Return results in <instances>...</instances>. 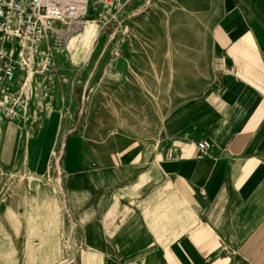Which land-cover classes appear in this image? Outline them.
Segmentation results:
<instances>
[{
    "label": "crops",
    "instance_id": "obj_1",
    "mask_svg": "<svg viewBox=\"0 0 264 264\" xmlns=\"http://www.w3.org/2000/svg\"><path fill=\"white\" fill-rule=\"evenodd\" d=\"M218 22L212 52L222 74L165 114L151 155L132 147L92 166L83 136L67 140L80 264H264V0H223ZM1 123V166L45 171L56 123L49 140L50 121L30 136L26 123Z\"/></svg>",
    "mask_w": 264,
    "mask_h": 264
},
{
    "label": "rangeland",
    "instance_id": "obj_2",
    "mask_svg": "<svg viewBox=\"0 0 264 264\" xmlns=\"http://www.w3.org/2000/svg\"><path fill=\"white\" fill-rule=\"evenodd\" d=\"M222 11L223 0H129L116 21L90 14L52 22L44 46L54 78L38 84L37 116L25 123L30 136L50 121L47 140L56 123L58 143L41 174L0 164V264H80L83 240L63 180L67 140L83 136L92 166L132 147L151 155L165 114L223 72L212 52ZM89 23L98 34L86 48ZM3 136L0 128V146Z\"/></svg>",
    "mask_w": 264,
    "mask_h": 264
},
{
    "label": "built area",
    "instance_id": "obj_3",
    "mask_svg": "<svg viewBox=\"0 0 264 264\" xmlns=\"http://www.w3.org/2000/svg\"><path fill=\"white\" fill-rule=\"evenodd\" d=\"M128 1L0 0V121L25 123L37 116L32 106L38 84L54 78L53 57L44 46L53 21H73L90 14L116 21ZM228 70L234 76L238 71L233 66ZM208 146L205 140L198 142L202 150ZM59 159L55 157L57 164Z\"/></svg>",
    "mask_w": 264,
    "mask_h": 264
},
{
    "label": "bare ground",
    "instance_id": "obj_4",
    "mask_svg": "<svg viewBox=\"0 0 264 264\" xmlns=\"http://www.w3.org/2000/svg\"><path fill=\"white\" fill-rule=\"evenodd\" d=\"M94 25L91 24V23L87 24L84 27L83 32L81 33L83 39L85 40V45H86L85 47L86 48H90L91 47V45L93 44V41L95 40L96 34H98Z\"/></svg>",
    "mask_w": 264,
    "mask_h": 264
}]
</instances>
